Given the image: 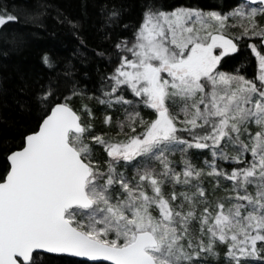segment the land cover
<instances>
[{
	"label": "snow or ice",
	"instance_id": "snow-or-ice-1",
	"mask_svg": "<svg viewBox=\"0 0 264 264\" xmlns=\"http://www.w3.org/2000/svg\"><path fill=\"white\" fill-rule=\"evenodd\" d=\"M135 7L97 0L90 43L87 0H0V57L75 41L20 75L0 264H264V0Z\"/></svg>",
	"mask_w": 264,
	"mask_h": 264
},
{
	"label": "trees",
	"instance_id": "trees-1",
	"mask_svg": "<svg viewBox=\"0 0 264 264\" xmlns=\"http://www.w3.org/2000/svg\"><path fill=\"white\" fill-rule=\"evenodd\" d=\"M87 2L89 21L85 25V30L90 37V43H95L91 20L94 19L97 0H87ZM130 2L137 5L131 12L135 17L139 11V0H130ZM166 2H174V0H166ZM52 3L68 15L81 14L82 0H52ZM52 32L55 35L50 34ZM74 46L75 41L67 29L57 25L54 19H49L48 31L31 39L23 49L10 52L6 58L0 57V116L4 117V121L0 123V135L16 137L20 127L30 122L29 115L20 111L15 102L16 98L21 95L18 91L21 83L20 75L23 73L26 76H34L41 70L39 56L43 49L50 48L60 55H67Z\"/></svg>",
	"mask_w": 264,
	"mask_h": 264
}]
</instances>
